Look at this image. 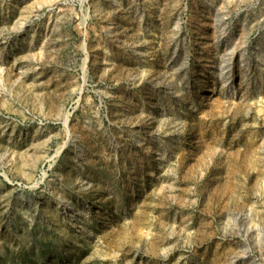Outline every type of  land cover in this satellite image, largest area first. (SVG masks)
Returning <instances> with one entry per match:
<instances>
[{
	"label": "rangeland",
	"instance_id": "rangeland-1",
	"mask_svg": "<svg viewBox=\"0 0 264 264\" xmlns=\"http://www.w3.org/2000/svg\"><path fill=\"white\" fill-rule=\"evenodd\" d=\"M0 264H264V0H0Z\"/></svg>",
	"mask_w": 264,
	"mask_h": 264
}]
</instances>
